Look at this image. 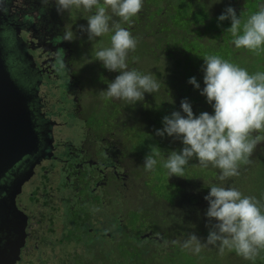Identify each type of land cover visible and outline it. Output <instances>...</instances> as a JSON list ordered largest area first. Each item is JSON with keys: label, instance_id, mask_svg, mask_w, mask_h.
I'll return each mask as SVG.
<instances>
[{"label": "trees", "instance_id": "1", "mask_svg": "<svg viewBox=\"0 0 264 264\" xmlns=\"http://www.w3.org/2000/svg\"><path fill=\"white\" fill-rule=\"evenodd\" d=\"M167 1V10L158 7L160 0H157L155 2L156 4L154 3L157 7L153 9L152 16L154 18L152 19L154 20H150V22L151 28L155 29L153 30L154 34H157V25L158 21H160L157 17L162 15V17L168 20L166 22L170 23V26L165 25L160 27L165 31L167 36L171 38V41L163 48L165 53H162L166 58L170 59V62L173 63L176 68H180L178 69L179 73L173 69L171 74L174 75V78H171L173 80L170 82L160 80L162 74H157L161 76L158 78V81H163L162 83L164 87L168 89L167 94L169 96L162 100L159 97V101H161L158 102L157 105H149V107H147V115H144L143 118L140 119V125L125 126L124 130L126 132H124V135L126 136L131 130H136V132L141 134L140 143L142 147L140 148H142V150L136 152L134 146L131 144V146L123 147L121 152L124 155L133 154L138 158V156L150 153L151 148L153 153L159 154L165 149L176 151L177 146H183L181 140L167 135L161 137L156 135V131L163 128L164 125L162 121L165 116H170L174 111L182 112L180 106L181 101L184 99H187L191 103L193 112L197 116L202 112L214 114V109L207 102V98L201 95L194 85L189 83L191 77H196L200 85H204L203 68L205 62L203 57L209 55L219 56L224 60L246 69L250 74L264 72V51H260L259 54H256L247 49L236 48L233 43L231 32L227 31V29L231 27V20L229 19L223 22L218 20V17L225 12L227 7L231 6L234 8V0H230V2L229 0ZM263 3L264 0H245L244 8H234L237 15L241 18V23L243 24L252 14L259 11V8L264 5ZM92 14L94 13L85 11V21H80L77 26L67 30L72 32L73 40L66 41L72 50L69 52L70 58L68 59L66 55L67 57L65 59L67 63L69 62L72 64V67L75 62L71 55L75 54V49L79 45H73L79 38L77 36L79 35V26H86L87 18ZM117 18L119 17L116 16V19ZM146 24L147 22L145 21V25ZM148 26H150V24ZM112 34L111 32L107 35L111 37ZM86 38H88V36ZM152 52L153 56L151 59L153 61L160 60L162 55L158 53L159 49L155 50V48L152 47ZM143 53L145 52L143 51ZM177 53L179 57H176ZM248 56L250 58H248ZM245 58L252 61L249 63ZM163 65H165L164 62ZM60 69L61 67H56L52 76H56V74L59 73L63 74L64 72L62 70L60 71ZM135 70L144 74L140 66L135 67ZM71 74L73 75V71H71ZM117 75L119 74L115 73L114 76L110 78V81H113ZM101 76H105V71H103ZM178 76L181 78L180 81H182V83L179 84L180 86L178 85ZM55 79L56 83L63 82V80L61 81L58 77ZM79 79L80 77L76 80L78 84L81 85L82 82ZM157 93L158 92H156V94ZM145 95H149V97L152 96V94L147 93ZM43 98H45V96H43L42 99ZM110 102H112L111 99ZM58 103V108L64 109L65 111L63 114L70 120L68 121L69 129L75 127L74 120H77V118L75 119L73 114L68 113L70 111L69 106L66 109L67 106H62L60 100ZM149 121H151L153 125ZM107 123L110 125L111 129L113 122L107 121ZM97 129L102 137L107 133L106 131H109L105 123L98 124ZM253 135H264V133H254ZM100 138L101 136L99 134L95 136V139L98 141ZM64 142V144L68 143L67 141ZM78 145L71 148L75 150ZM58 146L59 145H57V147ZM170 146H174V148H170ZM263 146L264 140L257 145L253 155L250 157L251 163L246 167H242L240 164V174L236 176L237 179H239V183L246 182L251 177H261L264 173ZM182 148L183 147H181V149ZM55 150L56 145L53 149L44 153V155H47L49 159L52 160L55 155ZM72 156L74 155H71V157ZM140 158L142 159L143 157ZM75 163L74 161L71 162L72 165ZM188 165L192 166V172L187 173L188 175L186 174V177L190 178L187 182L193 187L192 190L216 186L220 181V170L218 168L214 167V171H211L210 168H203L199 165V162L197 163L195 157L191 159ZM196 165H199V168L196 169ZM69 171L75 172L77 176L82 178L80 180L81 190L80 193H78L81 199L78 198L76 207L72 206L67 210V222L72 225V229L68 232L66 240L74 241L77 245L84 244L87 248L83 253H77L70 263L64 262L65 264H203L205 256L202 251H200L199 254H195L193 250L185 248L183 244H180V242L184 243L189 238L190 234L193 233L190 226H192L195 221H198L200 216L197 210H190L186 207V203L188 207H191L195 199L182 196L181 186L174 181H169L171 177L167 170H165L162 177V179L164 178V185L167 186V188L165 186L164 188H166L167 191L165 193L161 192L160 183L157 189L154 188L151 190L157 194L154 199H164L168 203L166 212L160 208L162 212L161 215L158 216L153 213L157 206L151 208L149 206L151 202L145 203V205L137 209L128 211L126 215H124V218L118 215H109L110 218L106 220L108 225L100 230L99 227H92L95 225L94 222H92L95 218V210L101 208L100 205L102 201L99 195L93 194L90 191L93 179L87 178L81 168L70 166ZM34 174L35 171L33 175ZM213 176L217 177V183H211L208 186L204 185V181ZM197 178H202L204 180L201 183L194 181ZM65 182L67 184L66 179ZM43 186H46L44 182ZM40 188V185L34 184L31 190L33 191L32 195L30 196L31 192L29 193L31 202L39 200L37 191L40 190ZM48 197L49 196L46 197L47 200H45V205L48 204ZM66 200L69 202L68 198ZM177 212H179V214L184 212L183 215H181L183 217L177 216L175 214ZM202 218L203 216H201V220ZM167 219H170L171 222L167 223ZM161 223H165L166 227H163ZM180 226V230L176 232ZM203 227L204 225L201 226V228H199V226L195 227L197 230L194 234L201 237ZM149 233L152 235H148ZM155 234H158V236L153 238ZM235 254L236 252L232 255V258L235 259L232 263L239 264V255L236 254V256ZM67 255L69 256L70 252H68ZM244 264H264V258H262L259 253L255 260L247 261Z\"/></svg>", "mask_w": 264, "mask_h": 264}, {"label": "clouds", "instance_id": "2", "mask_svg": "<svg viewBox=\"0 0 264 264\" xmlns=\"http://www.w3.org/2000/svg\"><path fill=\"white\" fill-rule=\"evenodd\" d=\"M55 4L61 15L72 9L95 10L87 18V26H79L81 32L88 34L90 41L110 31L114 33L110 38L111 46L96 52L97 61L105 69L119 73L103 90L107 99L136 105L144 101L146 93L159 91L160 84L152 75L128 69V55L136 50L138 43L132 33L120 23L110 25L109 10L123 22H131L142 11L143 0H55ZM229 19L231 27L227 31L231 32L236 48L256 54L264 51V5L243 24L236 10L229 6L218 20ZM72 40V32L66 31L62 41ZM61 50L57 51V56L63 61L65 52L63 50L64 55L60 57ZM203 59L205 86L201 89L196 77H191L189 83L201 90L214 114L202 112L197 116L191 103L184 99L180 106L182 112L174 111L165 116L164 126L156 131V135L182 141L183 148L172 151L163 165L170 177H184L186 166L195 157L203 168L210 165L218 168L219 179L224 181L240 174V164L251 163L250 157L264 140V135H253L264 133V72L250 74L216 55ZM154 155L158 153H153L151 148L143 164L147 171H152L157 163ZM205 200L209 204L205 213L210 225L209 234L202 244V240L191 233L183 247L199 254L202 246H218L220 255L227 249L245 260H255L264 250V205L236 188L223 186H211Z\"/></svg>", "mask_w": 264, "mask_h": 264}, {"label": "rangeland", "instance_id": "3", "mask_svg": "<svg viewBox=\"0 0 264 264\" xmlns=\"http://www.w3.org/2000/svg\"><path fill=\"white\" fill-rule=\"evenodd\" d=\"M146 1L147 0H143L142 11L136 17H134L131 22H123L120 18L116 19V16L113 15L109 10V15L111 16L110 25L113 23H120V25L130 31L133 37L137 40L138 43L136 50L134 52H130L127 58L128 69L132 70L135 69V67L140 66L144 74L152 75L153 78L160 84V88L157 94L155 92L151 97H149V95H145L144 101L138 102L136 105H129L126 101L116 99H111L112 102H110V99H107L105 97V92L103 90L107 89L108 83L111 82L110 78L113 77L115 73H119L110 72L105 69L102 66V63L97 61L96 52L110 47L111 37L106 34L102 37H97L90 41L89 38H86L88 36L86 32H81V37L78 38L80 40L79 45L75 49V54L71 55V57L74 58L75 62L72 70L73 76H69L67 78V82L59 83H56L55 78L53 79L52 77H50L49 79H47L41 77L40 81H42L46 85L42 84V86H39L45 91L44 93H41V96L46 94L45 99H42V105H44L43 107L45 111L50 112L51 110L53 111V114H55L56 112H54V110L59 107L58 101H61L60 98L63 99L69 96V94L60 89L62 85L69 86V83H78L76 79L80 77L79 80L82 82L81 85L83 91L75 92L74 97L76 96L79 99L82 98L80 108H78V113H81L82 119H88V123H90L92 127H94V131L96 130L98 124H106V126L109 128V131H106L108 134L106 133L103 136L105 140L99 132H95L101 136L100 139H103L104 142L108 143L107 145H115L118 149L122 150L123 147L131 146L132 144L136 152L142 150V148H140L142 147L140 143V137L142 136H140L141 134L139 132H136V130L129 131L127 136L124 135V132H126L124 130L125 126L130 127L134 125H140V119H142L144 115H147V107H149V105H157L158 102L169 96L167 94L168 89L164 87V84L162 83L163 81L160 80H164L166 82L172 81L173 79L171 78H174V75L171 74V72L173 71V69H175L179 73L178 69H180L176 68L175 65L170 62V59L166 58L163 55V53H165V50L163 48L166 47V45L171 41V38H169L165 31H163L160 27H163L165 25L170 26V23L166 22L168 20L165 17H162V15L160 17H157L160 21L155 19L156 21H158V25L157 34H154L153 30L155 29L151 28L149 17L155 7H153L152 2L150 4H147ZM233 2L235 9L244 8L245 0H234ZM166 5H168V1L164 0L159 3L158 7L165 8ZM94 11L95 10H93L92 13H94ZM27 14L29 15V17L26 19L31 22L37 21V15L34 14L33 9H31ZM85 19L86 16H82L81 20L85 21ZM145 21L147 22L146 25ZM149 24L150 26H148ZM66 25L68 27L70 26L69 23H67ZM109 33H111V31ZM152 47H154L155 50L159 49L158 53L162 55L160 60L153 61L151 59L154 52H152ZM27 50L31 54L34 53L37 59L40 55L42 57L46 55L45 53L38 54L37 49L33 47H31V49L27 48ZM143 51L145 53H143ZM25 54H27V52L23 53L21 55V58H23ZM134 57H138V60H134ZM176 57H179L178 53L176 54ZM248 58L250 57L248 56ZM44 60L45 59L37 61L39 63H42ZM247 61H249V59H247ZM163 62L168 68L163 65ZM34 68L36 69L34 62L32 61L30 63L29 69L34 70ZM103 71H105V77H100V80L102 81L98 83L97 76L101 75ZM157 74H162V77L158 76ZM159 77L161 78L158 81ZM178 79L179 85L182 83V81H180L181 78L179 76ZM98 84L101 85V87L98 86ZM204 86L205 85H201V89H203ZM68 91L70 93V91L72 90L68 88ZM197 91L201 94V90L197 89ZM159 97L161 99L160 101ZM71 99L72 97H70L69 100L66 101V109L68 108L69 103L72 101ZM56 106L58 107L56 108ZM54 120L52 121V123L56 125H54V127L53 125H51L50 135L56 133L57 135L55 136V138H70L69 142H73L81 138V135L74 134L70 131L72 130V128L69 129L68 125V121L70 120L68 119V117H65L64 114L62 115V112H60ZM107 121L113 122L111 129ZM45 122L46 124L48 123L47 120H45ZM74 122L75 127L78 123H80V121L77 120H74ZM149 122L152 123L151 121ZM97 134L94 133L92 135L93 139L95 138V136H97ZM100 139L98 142L101 145ZM52 146L54 147V142L52 143ZM181 147L183 146H177L176 151H180ZM170 148H174V146H170ZM172 151L175 150L171 149V151H169L165 149L158 155H154L157 163L152 171H147L145 169V166L143 165L145 162V158L149 153L139 156V160L142 162L141 164L138 163L136 167H134V165L137 164L135 161H131L129 163L130 158L132 160H135L133 157L124 158L123 166L121 167L120 171H122L123 175L126 173L128 175V178L125 181L122 180L120 182V187L117 189L105 187L103 188L105 189V191H107L105 192L103 189H101V187L98 188V192L100 193V195L102 196L104 194V201H102L100 205L101 208L95 210V218L92 220L95 225H93L92 227H99V230L103 229L108 225L106 220L110 218L109 215H118L124 218V215H126L128 211L137 209L138 207L145 205V203L151 202L149 204L151 208L157 206L155 212L153 213L158 216L161 215V209L166 212L168 203L164 199H154L157 194L151 190H153L154 188L157 189V186L160 183L161 192L165 193L167 191V186L164 185V178L162 179L165 173V168L163 165L167 161ZM140 157L143 158L141 159ZM38 158L39 157H37V159ZM48 162L49 163L47 165L49 167L59 166V163L56 160ZM129 165H131V168H129ZM199 165H196V169L199 168ZM241 165L242 167H246L248 164ZM191 167V165L186 166L184 177L171 176L169 181H174L181 186V194L183 197H192L193 199H195L191 207H188L187 203L186 207L190 210H197L198 214L200 215L198 221H195L192 226H190V228L194 233L197 230L195 227L199 226V228H201V226L204 225L202 236L199 237L202 240L203 244V241L206 240L210 231V225L209 223H207L209 221L207 216L205 215L209 207L208 202L205 200V196H207L210 192V187L197 188L195 190H192L193 187L187 182L188 180H190V178L186 177L188 175L187 173L192 172ZM135 168L138 169L134 170ZM208 168H210L211 171H214V167H212L211 165ZM32 169L33 167L29 166L27 168V172H31ZM131 170L134 171L131 172ZM152 172L155 174H153ZM32 176V174L27 173L22 179V186L24 187L22 188V190L24 191H21L20 194L18 193V202L22 201L25 204L26 202H29L30 200L28 199V195L33 189L34 184L40 185L39 182L35 183V180L40 176V173L39 175L31 179ZM55 177L56 176H54L53 179H55ZM203 180L204 179L202 178H197L194 181L201 183ZM211 183H217L216 176L210 177L209 179L204 181V185L206 186ZM164 186L166 188H164ZM216 186L236 188L243 195L255 197L260 201L261 205H264V173L261 175V177H251L246 182L241 183H239V179H237L236 176L231 177L224 181L220 180L218 184H216ZM46 190H48L49 205H44V191L42 188L39 191L40 195H38L39 201L37 203H29L28 205V208L30 209H27V214L31 216L29 225L30 228L28 230L30 236L28 235L29 240L27 242V247L23 252L24 260L20 262V264H65L64 262L70 263L77 253H83L87 248L84 244L77 245L74 241L72 242L66 240L68 232L72 229V225L67 222V210L72 206H77V202H74L77 201L76 199L78 198V196L75 195L71 189H65L62 191L55 190V188L52 187L51 182L48 183V187L46 188ZM68 197L72 198L74 204L70 202V199L69 202H67L66 199ZM183 213L179 214V212H177L175 214L177 216H181L183 215ZM201 216H203L202 220ZM167 220V223L171 222L170 219ZM161 224L163 227H166L165 223ZM180 228L181 226L176 230V232L179 231ZM157 236L158 234H155L153 238H156ZM180 244L182 245L184 243L180 242ZM201 251L205 256L203 264H233L232 262L233 260H235L232 258V255L235 251H228L226 249L225 253L223 255H220L218 246H202ZM68 252H70L69 256L67 255ZM260 256L264 258V250L260 251ZM239 258L241 259H239V264H244L247 261H250L243 259L241 256H239Z\"/></svg>", "mask_w": 264, "mask_h": 264}, {"label": "flooded vegetation", "instance_id": "4", "mask_svg": "<svg viewBox=\"0 0 264 264\" xmlns=\"http://www.w3.org/2000/svg\"><path fill=\"white\" fill-rule=\"evenodd\" d=\"M156 1L157 0H147L146 3L150 4L152 2L153 7H157L155 6ZM162 1L164 0H160V2ZM31 9H33L34 14L37 15V21L35 22H31L26 19L29 17L27 13ZM165 9L167 10V5L165 6ZM84 12L85 11L81 8L72 9L69 12L64 13L63 15L58 14L56 10L55 0H51V2L50 0H43V2L42 0H0V23L3 30L2 36H5L3 39L0 38V41H3L2 45L4 46L6 54L5 56L7 58L6 63L9 68H11L9 69L10 72L13 73V75L17 79H19L20 85L23 90L28 91L29 107L33 111L36 119L35 130L37 131L39 137V145L37 152L33 155L36 156L34 165L32 166V172L34 173L35 171V174H32L33 176L31 177V179L39 175L40 173V176L36 179L35 183L39 182L41 188L44 191V203L45 200H47L46 197L49 196L48 190H46L49 182H51V185L53 188H55V190L62 191L65 189H71L72 192L78 196V193H80L81 190L80 180L82 177L77 176L73 171L70 172V166L81 168L87 178L93 179V184H91L90 191L93 194L99 195L101 200L104 201V194L101 196L98 192L99 187H101V189L105 187L117 189L120 187V182L122 180L125 181L128 178V175L126 173L123 175L122 171H120L121 167L123 166V159L126 157H133L135 160H132L130 158L129 163L131 161H135L137 164H135L134 167H136L138 163L141 164L142 162L139 160V156L137 158L133 154L124 155L121 152L122 150L118 149L115 145H107L108 143L104 142V137V140L100 139L101 145L99 144L98 140H96L95 138L93 139L92 135L96 133L95 131L99 132V130L96 128V130L94 131V127L88 124V119L83 120L81 117V113H78V108H80L82 98L79 99L76 96L74 97V94L75 92L83 91L82 85L78 83H69V86L62 85L60 89L69 94V96L63 99L60 98V103H62V106H67L66 101L69 100L70 97H72V103H69L70 111L68 113L73 114L74 118H77V121H80V123H78L76 127H72V130L70 131L74 134L81 135L82 139L79 138L76 141L69 142L70 138L66 140L63 137L61 139L55 138V136L57 135L56 133L50 135L51 125H53V127L54 125H56L53 124L52 121L55 119V117H57V115H59L60 112H62L63 115L65 110L59 109L57 108L58 106H56L57 109L54 110V112H56L55 114H53V111L51 110L50 112L45 111L43 107L44 105H42V97H46V94L41 96V93H44L45 91L39 86H42L41 84H46H44L40 80L41 77L47 79H49L50 77H52L53 79L58 77L61 81L63 80V82H67V78L69 76H73L71 74V71L73 70V67L71 66L72 64H70L69 62L67 63V60L65 59L67 56L68 59L70 58L69 52L72 50V48L66 41H62V37L67 31L66 29L75 27L80 21H82V16H85ZM152 18L154 17L151 13L149 19L154 20ZM67 21L70 25L69 28L65 26V23ZM80 34L81 31L79 30V35L77 36L81 37ZM79 41L80 40L78 39L73 45L79 44ZM31 47L36 48L38 54L45 53L46 55L43 57L40 55L37 59L34 53L31 54L27 50V48L31 49ZM59 49H63L65 52L63 61L57 56V51ZM63 50H61L60 52V57H63L64 55ZM26 52L27 54H25L24 57L21 58V55ZM36 59L45 60L42 63H39ZM32 61L34 62L36 67V69L34 68V70L29 69L30 63ZM55 66L61 67L60 71L62 70L64 73L56 74L57 77L52 76L53 72H55ZM100 77L103 78L105 76L98 75V83L102 81L100 80ZM98 86L101 87V85L99 84ZM68 88L72 90L70 91V93L68 91ZM45 120L48 121L47 124ZM64 141H67L68 143L64 144ZM53 142L54 146L56 145V150L52 160L58 161L59 166L49 167L47 165L49 163L48 161L52 160H50L47 155L45 156L44 153L54 148L52 146ZM57 145L59 146L57 147ZM77 145L78 147L75 150L71 148H74V146ZM71 155L74 156L71 157ZM33 156H29V160L23 158L19 163H17L12 170L10 169L9 172L6 173L3 182H1L0 184L10 186L12 181L16 177L23 179V173L29 167L30 161L34 159ZM37 157L39 158L37 159ZM24 161L27 162L25 163ZM72 161L76 163L72 165ZM129 168H131V165H129ZM137 169L138 168H135L134 170ZM134 170H131V172ZM54 176H56L55 179H53ZM65 179L67 180V184L65 182ZM43 182L46 184V186H43ZM21 188L24 187L22 186ZM103 190L105 191V189ZM23 191L24 190H22V192ZM39 191L40 190L37 191V196L40 195ZM32 192L33 191H31L30 196L32 195ZM5 194V192H0V198H2ZM18 196L19 195H17L16 197L17 206L28 217L25 233L21 229L14 231L12 233L11 240H9L8 242L9 245L6 250H3V248L5 247V242L2 239L0 243V253H2L0 254V261L4 259L5 254L9 252V254L13 253L9 256L10 259H12V262H15V264H20V262L24 260L23 252L27 247V242L29 240L30 235L28 230L30 228L29 225L31 220V216L27 214V209H30L28 208L29 203H35L31 202L29 195L28 199L30 201L26 202V204L22 201L18 202ZM78 198L81 199L80 196H78ZM78 198L76 199L77 201ZM68 199H70V202L72 204L77 202L75 201L73 203L71 197H68ZM38 201L39 200H36V203ZM46 205H49V201ZM1 227L2 226L0 225V228ZM24 237V246L21 248V251L18 255V249L23 243Z\"/></svg>", "mask_w": 264, "mask_h": 264}, {"label": "water", "instance_id": "5", "mask_svg": "<svg viewBox=\"0 0 264 264\" xmlns=\"http://www.w3.org/2000/svg\"><path fill=\"white\" fill-rule=\"evenodd\" d=\"M2 31L0 23V38L3 39L5 36H2ZM2 44L3 41H0V183L3 182L6 173L23 158L29 160L28 157H32L37 152L39 145V137L35 130L36 119L29 107V93L23 90L19 79L10 72L11 68L6 63L7 58ZM33 157L29 166L34 165L36 156ZM27 173L33 174L32 171L25 170L23 178ZM22 182V178L16 177L10 186L0 184L2 185L0 192L6 193L0 198V225L2 226L0 243L1 239L5 242L3 250L7 249L14 231L21 229L25 233L26 230L28 217L18 208L16 201L18 193L22 191ZM25 237L18 249V255L24 246ZM6 254L0 264H15L9 256L13 253Z\"/></svg>", "mask_w": 264, "mask_h": 264}]
</instances>
